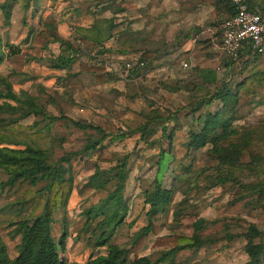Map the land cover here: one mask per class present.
I'll return each instance as SVG.
<instances>
[{
  "label": "rangeland",
  "instance_id": "1",
  "mask_svg": "<svg viewBox=\"0 0 264 264\" xmlns=\"http://www.w3.org/2000/svg\"><path fill=\"white\" fill-rule=\"evenodd\" d=\"M261 3L264 4V0ZM90 5L92 8L98 6L99 9H103V12L108 13L107 15L112 20V0H101ZM1 23L4 27L8 26L4 18ZM153 26H156V24ZM71 37L73 42L71 45L76 49L75 55L80 57L82 63L86 62L87 57H89L87 59L89 63L102 67L104 73H106L103 62L100 61L101 64H98L93 55L89 54L90 49L78 45L79 43H74L77 39L75 35ZM141 41L138 44L143 46L144 44L140 43ZM213 41L215 44L213 48L218 51L219 38H214ZM200 43L204 44L203 41H200ZM173 45L172 43L169 44V48H172ZM91 50L92 53L93 49ZM99 54H102L101 56H104L108 62L113 64L115 69L116 74H110L115 77L116 81L107 85L96 86L92 84L88 72L84 71L86 75H82L80 72L74 74L73 67L71 68L72 72H67L68 74L73 73V79H70L63 87H58V83H55L57 90L46 89L48 93H40L37 86L39 83L34 81L33 78L20 83L22 77L19 75L14 76L17 73H12L11 66V69L0 68V76L6 77L11 82L14 93L23 91L29 95L38 96L35 103L43 108L47 114L54 117L64 116L83 124H96L106 120L125 133L122 138L106 137L100 143L107 152L113 153L116 159H125L128 173L122 195L126 207L124 219L130 225V233L146 225L148 205L144 203V199L145 195L152 192L155 182H158L159 187L162 189L171 192L167 212L153 221L155 226L160 227L156 233H147L138 251L139 256L157 257L160 249L153 248L157 237L166 236L173 229L189 234L191 230L187 227V224L195 219L202 218L206 222L201 225L196 233L205 242L196 249L185 247L178 250L170 261L162 264H249L248 257L244 253L246 242L244 234L248 225H254L260 232V236L257 237L259 239L256 238L253 241L264 242V209L262 202L258 199L256 193L244 191L236 183L229 181L221 184L216 183L217 160L210 152V145L207 144L196 150H186L184 143L187 140L188 131L196 126L194 121L196 114L202 112V110L214 111L222 106L221 102L215 99L207 106L204 105L191 114L190 109L195 103L215 92L216 88L222 86L220 83L224 84L223 88L230 89L233 88L235 83H242L238 88L234 110L230 111L229 106L225 109V113L227 115V113L232 112V116L236 118L232 121V126L238 131H242L246 127L256 129L255 138L251 141V144L256 145L261 156L264 157V61L260 59L253 60L252 58L246 59L244 56L232 61L216 52L214 68L211 69L216 72L217 82L202 84L198 76L194 74V66H190L183 72L186 73L184 77L190 80L189 83H191L192 88L187 90L180 88L176 91H170L169 88L172 87L177 76L172 75V78L168 76L164 78L162 73L168 72L169 67L160 69L157 75L148 73L147 76L132 80L129 72V74H125L124 78H120L117 73L121 72L120 64L122 60L109 56L107 53L100 52ZM177 55L178 53H173L166 64L169 63L175 68L179 67L183 58ZM176 56L177 59H175ZM192 64H195L196 67L207 65L196 55ZM209 65H211V62ZM146 69H142L139 73H145ZM23 71H25L24 75L27 77H33V74L37 72L32 65H29ZM179 80L186 81L185 78ZM147 102L150 104L148 108L158 109L155 111H160L162 117L167 115L176 117L180 127L174 130L170 141L162 136L159 131L161 121L152 125L146 139L139 138L136 133H130L131 130L144 121L138 113H147L148 108L145 107ZM112 108L120 109L115 110L114 115H109L108 110ZM15 116V114L8 113L0 114V117L5 118ZM41 118L40 116L30 115L14 123L13 125L22 127L16 131V137H11L10 141L21 142L31 147L43 149L50 153L52 158H57L69 152L80 151L87 141L96 139L99 136L92 130H80L74 127L64 118H56L50 124H46V121L41 120ZM172 122V120L166 121L167 127ZM23 127H31V129ZM44 127L45 129H43ZM10 147H13V145H10ZM159 149L164 152L162 155L164 161L158 170L156 161L159 157ZM99 152V150L89 151L81 157V153H78L70 158L69 175L72 178L73 188L69 194L65 210L56 208L53 215L55 219L52 225L54 239L59 237L61 229L67 235L64 252H61L60 256L68 263H83L90 256L105 252L104 247L94 248L86 244L89 232L85 231L87 227L85 212L91 206L97 205L111 188L91 191L84 197L78 196L75 188L77 185L82 184L92 173L94 165L107 168L114 164V162L98 161L97 155ZM243 160L248 161L245 156H243ZM263 166L264 161L260 164V167ZM243 174H246V172ZM260 174L261 170H257L253 173V177L241 178V183L260 180ZM61 216H65L64 221L60 220ZM90 223V227H92L94 220H90ZM12 228L13 226L0 227V239L6 247L9 258L16 254V244L19 242V237L13 236ZM117 243L123 248H127L129 245V243L120 242L119 240ZM127 256L128 258L132 257L131 253H128ZM259 264H264V258Z\"/></svg>",
  "mask_w": 264,
  "mask_h": 264
},
{
  "label": "trees",
  "instance_id": "2",
  "mask_svg": "<svg viewBox=\"0 0 264 264\" xmlns=\"http://www.w3.org/2000/svg\"><path fill=\"white\" fill-rule=\"evenodd\" d=\"M246 1L249 9L259 12L264 18V4L261 3L263 0ZM15 3L16 0H3L0 3V12L5 23H8L11 8ZM215 8L217 13H222L225 17L233 14L234 11L229 0H215ZM98 45L97 49L100 53L101 44L98 42ZM2 46L5 48L4 53ZM61 46L64 47L59 54L49 62V66L53 68L68 67L77 58L76 50L67 41L62 42ZM241 56L246 59L264 61L252 52L249 45H244L237 58L232 61H236ZM3 58L12 67V73L20 72L27 60L21 54L18 46L7 42L2 44L0 40V62ZM82 67L95 72L96 82L103 81L108 75L104 73L102 67L96 65L92 67L83 65ZM138 70L134 69L133 71L137 74ZM203 72L208 71H201V73ZM212 81L215 83L213 79ZM221 84L220 89L216 88L215 92L197 101L190 109V113L193 114L215 99L222 104L219 109L214 111L202 110L195 115L196 126L188 131L184 147L186 150H196L207 144L210 145V152L217 160L216 183L221 184L229 181L238 184L244 191L256 193L264 209V166L260 167L264 157L261 156L258 147L251 144L255 138L256 129L246 127L242 131H238L232 126V121L236 119L232 116V112L227 113V115L225 113V109L229 106L230 111L234 110L238 88L242 83H235L232 89L223 88L224 84ZM0 86V114L16 115L10 118L0 117V227L13 226V236L19 237V242L16 244V254L13 258L8 257L6 247L0 239V264H162L170 261L178 250L185 247L196 249L205 242L196 232L206 221L198 218L187 224L191 230L189 234L173 229L168 235L157 237L153 245V248L160 249L157 257L139 256L138 251L147 233L158 231L160 226H155L153 221L167 212L171 192L162 189L158 182H155L152 192L145 195L144 199V203L148 205L146 225L130 233V225L124 219L126 207L122 195L128 173L125 159H116L115 155L107 152L100 143L106 137L122 138L125 133L112 123H104L102 126L83 124L64 116L54 117L47 114L43 108L35 103L36 98L33 96L24 92L15 95L6 77L0 76ZM180 88L187 90L191 89L192 85L188 81L176 80L169 90L176 91ZM155 110L158 109L150 107L147 113H142L143 116L145 115L144 121L130 133H136L139 138L146 139L152 125L161 121L159 131L162 136L170 141L174 130L180 127V124L174 115L162 117L160 111ZM30 115L42 117L41 120L46 121V124H50L56 118H64L74 127L80 130H92L99 136L87 141L80 151L69 152L64 156L52 158L51 154L43 149L10 141L11 137H16V131L22 127L13 124ZM168 120L173 121L169 127L166 125ZM23 128L31 129V127ZM17 145L20 147H14ZM94 150L100 151L97 155L98 161L114 162V164L107 168L94 165L92 173L75 188L80 197H84L91 191L111 188L97 205L91 206L85 212L87 215L85 231L89 232L86 244L94 248L104 247L105 252L90 256L83 263H68L60 256V253L64 252L67 235L61 229L59 237L54 239L52 235V225L55 221L53 215L56 208L65 210L69 194L73 188L72 178L69 175L70 158L78 153H81L80 157L81 155L85 156L86 153ZM158 153L156 168L159 170L164 161L162 158L164 152L159 149ZM243 156L248 159L247 162L243 160ZM257 170H261L260 180L241 183V178L253 177V173ZM245 172L246 174H243ZM39 184L40 186H38ZM64 218L65 216H61L60 220L64 221ZM90 220H94L92 227H90ZM259 236L260 232L255 226L248 225L244 234L246 241L244 253L248 257L249 264H259L263 261L264 242L253 241ZM118 240L129 243L128 247L119 246ZM128 253H131V258H128Z\"/></svg>",
  "mask_w": 264,
  "mask_h": 264
},
{
  "label": "crops",
  "instance_id": "3",
  "mask_svg": "<svg viewBox=\"0 0 264 264\" xmlns=\"http://www.w3.org/2000/svg\"><path fill=\"white\" fill-rule=\"evenodd\" d=\"M99 1L101 0H16L11 8L6 27L1 23L3 16L0 12V40L2 44L7 42L18 46L21 54L27 59L22 70L16 72V75L13 74L22 77L20 83L33 78L39 83L37 85L39 92L48 93L46 89L57 90V86L63 87L70 79H73V73H67L72 72V67L75 70L74 74L80 72L84 75V71L88 72L91 83L96 86L116 81L112 74L105 71L108 74L105 79L96 82L95 72L82 67L83 65L93 66L87 61L89 57L86 62L82 63L80 57L77 56L65 68L49 66V62L54 60L64 47L61 46L62 42L67 41L70 45L73 43L72 35L77 37L74 43H79L78 45L90 49L89 54L91 49L98 48L99 42L103 54L107 53L109 56L121 60L133 58L142 61L141 67L135 66L134 68L139 69L138 73L131 72L132 80L147 76L148 73L157 75L160 69L169 67L168 72L162 73L164 78L167 76L172 78V75H176L175 80L185 78L190 82L188 78L184 77L186 73L183 71L187 67L194 66V74L202 83L211 84L212 79L217 81L216 72L211 68H214L216 52L219 53V50L215 51L213 48L215 45L213 40L214 38L220 39V20H223L225 16L222 13H217L215 0H112V20L107 15L108 13L103 12V9H99L98 6L92 8L90 5ZM2 2L3 0L0 1V3ZM24 5L27 6L24 7ZM154 24L156 26H153ZM107 25L109 27H106ZM139 41L144 45L138 44ZM200 41H203L204 44H201ZM171 43L174 44L173 49L169 48ZM2 52H5L3 46ZM175 52L178 53L177 56L183 58L177 68L169 63L166 64ZM195 55L208 66L196 67L195 64L193 65L192 61ZM210 62L211 65H209ZM182 63L190 65L182 68ZM29 65L37 70L33 77L24 75L25 71L23 70ZM2 67L10 68L5 58L0 62V68ZM144 68H147V71L140 74L139 72ZM201 71L208 72L201 73ZM65 79L67 80L62 84ZM55 83L58 85L56 86ZM12 92L14 93L13 90ZM14 94L18 95L19 93ZM30 96L38 98L36 95ZM148 105L150 104L147 102L145 107L148 108ZM119 109L112 108L108 110V114L114 115L115 110ZM142 113L144 112L138 114L144 119ZM104 123L111 122L105 120L92 125L102 126Z\"/></svg>",
  "mask_w": 264,
  "mask_h": 264
},
{
  "label": "built area",
  "instance_id": "4",
  "mask_svg": "<svg viewBox=\"0 0 264 264\" xmlns=\"http://www.w3.org/2000/svg\"><path fill=\"white\" fill-rule=\"evenodd\" d=\"M234 11L230 16L225 17L220 23V39L217 46L219 53L224 57L234 60L244 45H249L252 52L261 59H264V18L259 12L248 8L246 0H229ZM99 50H93V55L98 64L103 62L104 70L109 73H115L113 64L108 62ZM97 64V65H98ZM142 61L122 60L121 72L117 73L120 78L125 74L131 73L135 66L141 67ZM182 68L187 64L182 63Z\"/></svg>",
  "mask_w": 264,
  "mask_h": 264
}]
</instances>
